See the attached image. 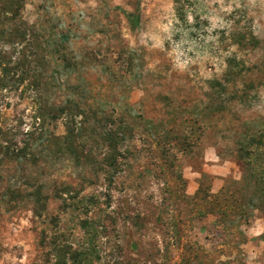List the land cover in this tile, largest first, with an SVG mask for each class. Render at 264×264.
<instances>
[{
	"label": "rangeland",
	"instance_id": "374dc122",
	"mask_svg": "<svg viewBox=\"0 0 264 264\" xmlns=\"http://www.w3.org/2000/svg\"><path fill=\"white\" fill-rule=\"evenodd\" d=\"M20 21L27 42L0 38V127L26 154H0V264H264V0H23ZM84 100L130 127L111 180L96 118L68 116Z\"/></svg>",
	"mask_w": 264,
	"mask_h": 264
},
{
	"label": "trees",
	"instance_id": "16d2710c",
	"mask_svg": "<svg viewBox=\"0 0 264 264\" xmlns=\"http://www.w3.org/2000/svg\"><path fill=\"white\" fill-rule=\"evenodd\" d=\"M22 8H23V0H0V20L2 22H5L4 26L6 27L0 30V35H1L0 38L2 39L1 41L3 43H7V44L11 43L14 46V44L21 45L28 41L29 28L25 25V23L21 24V21H20V14H21ZM175 11L178 13L179 16H182L184 7L177 6L176 4ZM135 15L136 17L131 18L130 20L131 24L133 25H136L138 22L137 14ZM12 19L13 20L16 19V24L15 25L11 24L13 26L9 28L8 22L9 20H12ZM61 36H63V33H61ZM70 37L72 36L69 35L67 38H70ZM45 42L48 45H52V42H49L48 38L47 40H45ZM52 52L57 53V49L52 48ZM7 54L8 53L6 49H4L3 46H0V65H2L1 67L4 73L7 71V67L3 65L2 63L5 64V62L7 61L6 60ZM2 79H0V81ZM81 103L83 105L82 108L75 109L74 111H70L68 114L69 118L71 119V123L73 122L74 126H76L75 123L78 124L76 127L73 126L74 131L76 130V133L78 134H79V131H81V129L83 128V126L81 125V120L75 121L73 119L74 116L81 115L83 118L84 117L83 114L84 112H86L89 114V116L96 118L95 113H93V110H90L87 102L84 100ZM41 108L42 107H40L39 109L43 111V109ZM53 114L49 113V116H54ZM95 121H96V124L99 125L100 127L98 135L100 136V139H102V142L106 143L107 151L101 155V160H102V163L108 167L106 171V177L109 180H111V178L120 169V162L118 160V157L122 154V152H120L119 142L123 138L124 133H126V128L128 129L130 127L127 123L120 122L115 127L109 128L107 127L108 124L106 123V122H109L108 117H104L103 119L96 118ZM92 128H95V127L92 126ZM73 129L71 130L73 131ZM4 134H6V132H2V129L0 127V137L3 136L2 138H4L3 141L5 142V144H3V142L0 143V154L2 155V157H8L11 155H15V157H21V156L24 157L26 154L25 153L21 154V151L18 152L17 154H13V151L10 150L9 142L5 140L6 137L4 136ZM74 135L76 134L73 133V137H75ZM88 151L89 149H86L83 151V153H87ZM257 182L259 186L257 192L252 193L251 196L247 198V202L250 201L251 205L254 208L258 205L257 202L264 200V176L259 175ZM242 211L243 212H241L240 216L245 214V211L243 209ZM83 225H84V222H83ZM53 247H54L53 248L54 250H60V249L65 250V248H63L62 245L54 244ZM72 255L75 256L77 254L73 252ZM63 259H62L61 254H59V257L57 258V262L55 261L53 264H65Z\"/></svg>",
	"mask_w": 264,
	"mask_h": 264
}]
</instances>
